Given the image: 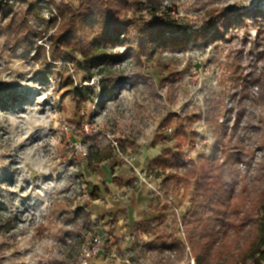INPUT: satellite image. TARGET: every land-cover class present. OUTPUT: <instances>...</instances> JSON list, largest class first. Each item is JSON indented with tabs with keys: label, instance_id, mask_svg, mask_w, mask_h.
I'll return each mask as SVG.
<instances>
[{
	"label": "rangeland",
	"instance_id": "obj_1",
	"mask_svg": "<svg viewBox=\"0 0 264 264\" xmlns=\"http://www.w3.org/2000/svg\"><path fill=\"white\" fill-rule=\"evenodd\" d=\"M152 1L127 17L158 27L164 14L174 43L139 54L121 37L92 67L56 40L87 0H0V264H197L187 238L200 175L176 185V171L152 166L176 151L179 127L186 171L228 160L225 188L264 191V22L244 18L264 0ZM212 10L233 18L218 42L199 36ZM108 164L115 187L152 185L154 226L107 211L124 198L104 190ZM156 237L186 240L182 259L148 252Z\"/></svg>",
	"mask_w": 264,
	"mask_h": 264
},
{
	"label": "trees",
	"instance_id": "obj_2",
	"mask_svg": "<svg viewBox=\"0 0 264 264\" xmlns=\"http://www.w3.org/2000/svg\"><path fill=\"white\" fill-rule=\"evenodd\" d=\"M140 1L87 0L84 8L71 11L70 22L56 40L60 46L66 49L78 47L85 64L89 63L92 67L93 63L105 59L106 47L117 44L121 37L128 39L130 49L139 54L153 49L159 51L164 46L170 45L169 43H174L176 37L171 35L167 18H163L164 14L155 22L156 25L160 23L158 27L151 23L139 27L127 17L129 12L140 10L138 8ZM147 3L150 4L149 7H152V0H147ZM259 8L261 9V6ZM259 8L253 10L250 15L246 14L244 18L252 17L255 21L263 23L264 13ZM60 15L63 17V12H60ZM208 17L203 26L204 30L199 33V36L211 34V40L218 42L225 35L221 34V29L230 24L233 18L226 16L225 13L217 12V10L209 12ZM188 42L189 40L186 39V44ZM237 67L232 69L235 81L239 86H243V80L238 75ZM177 135L181 137V140L176 146V151L164 150L152 161L154 169L176 171L183 166L181 163L182 148L186 144V137L182 127L178 128ZM109 158L111 156L97 158V163ZM233 161V164L239 163L237 160ZM229 163L228 160L219 162L215 158L211 165L208 162L203 166L201 174L198 170L192 169L182 171L184 172L183 174L181 172L182 175L176 172L167 176L166 180L175 181L176 185H189L191 180H197L200 175L196 182L195 206L192 213L194 220L187 243L197 264H218L220 261L224 264H233L239 260L243 264H248L251 260H253L252 264H263L264 191L256 195L258 199L250 198L251 193L248 194L246 191L235 196L234 190L225 188L224 183V169ZM220 213L224 218L220 217ZM208 214L209 216H207ZM160 218H162V214L145 222V225L152 227ZM138 225V227H142L144 224ZM244 231L247 232V235L240 237V233ZM231 234L235 238L228 240ZM241 240L244 241L243 244H241ZM216 244L219 246L214 248ZM145 248L151 253L173 250L177 255L181 251L182 259L183 251L181 249L186 248V240H174L172 243L166 244L156 237L147 243ZM170 260V256H167L166 261Z\"/></svg>",
	"mask_w": 264,
	"mask_h": 264
},
{
	"label": "crops",
	"instance_id": "obj_3",
	"mask_svg": "<svg viewBox=\"0 0 264 264\" xmlns=\"http://www.w3.org/2000/svg\"><path fill=\"white\" fill-rule=\"evenodd\" d=\"M110 165L109 167H104L102 171L104 173L109 174V178L105 174V177H103V183L106 184L105 189H110L109 197L118 193H123L124 198L123 200H118L117 204L113 200L109 201L111 205L116 206H107V211H113L115 208L124 209L126 211L125 220L129 222L130 225H133L134 222H146L151 219H154V211L151 210V198L149 195V188L142 185V182L139 186H135L132 189L131 185L123 180V184L120 187H115L113 184V179L116 176H112V170L114 168V165ZM119 167H116L114 169H118ZM139 168V167H138ZM105 170V171H104ZM101 173V171L99 172ZM118 175H123V177L128 179L130 175L132 174L129 168H121L118 172ZM101 176V175H100ZM130 179V178H129ZM99 187V184H95ZM103 190V189H102ZM103 192V191H102ZM100 211V209L98 210Z\"/></svg>",
	"mask_w": 264,
	"mask_h": 264
},
{
	"label": "built area",
	"instance_id": "obj_4",
	"mask_svg": "<svg viewBox=\"0 0 264 264\" xmlns=\"http://www.w3.org/2000/svg\"><path fill=\"white\" fill-rule=\"evenodd\" d=\"M166 133H167V134H172V130H171L170 128H168V129L166 130ZM185 169H186V167L183 165L181 168H179L178 170H176V172H178V174H181V172L184 171ZM176 172H173V173H176ZM142 179H143V181L146 183L145 178H142ZM147 186L150 187V188H152V185H151L150 183H147ZM263 264H264V263H263Z\"/></svg>",
	"mask_w": 264,
	"mask_h": 264
}]
</instances>
